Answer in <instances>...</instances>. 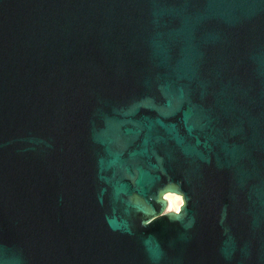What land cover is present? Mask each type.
<instances>
[{
  "label": "water",
  "instance_id": "1",
  "mask_svg": "<svg viewBox=\"0 0 264 264\" xmlns=\"http://www.w3.org/2000/svg\"><path fill=\"white\" fill-rule=\"evenodd\" d=\"M0 264H264V0H0Z\"/></svg>",
  "mask_w": 264,
  "mask_h": 264
},
{
  "label": "clouds",
  "instance_id": "2",
  "mask_svg": "<svg viewBox=\"0 0 264 264\" xmlns=\"http://www.w3.org/2000/svg\"><path fill=\"white\" fill-rule=\"evenodd\" d=\"M168 201L166 212L180 213L182 206L185 204V200L181 193H168L164 197Z\"/></svg>",
  "mask_w": 264,
  "mask_h": 264
},
{
  "label": "bare ground",
  "instance_id": "3",
  "mask_svg": "<svg viewBox=\"0 0 264 264\" xmlns=\"http://www.w3.org/2000/svg\"><path fill=\"white\" fill-rule=\"evenodd\" d=\"M168 193H178V192H175V191H166V192L164 193V197H165V195L168 194Z\"/></svg>",
  "mask_w": 264,
  "mask_h": 264
}]
</instances>
